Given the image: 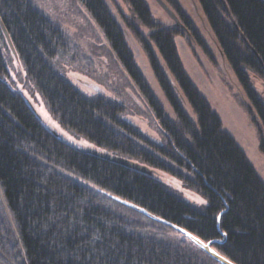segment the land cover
Listing matches in <instances>:
<instances>
[{
    "label": "trees",
    "instance_id": "obj_1",
    "mask_svg": "<svg viewBox=\"0 0 264 264\" xmlns=\"http://www.w3.org/2000/svg\"><path fill=\"white\" fill-rule=\"evenodd\" d=\"M161 133L158 143L124 117L127 108L87 95L55 65L62 31L30 0H0V264H219L184 235L121 200L189 231L236 264H264V180L223 128L180 57L187 38L213 53L179 0H163L183 27L158 22L146 0H78ZM222 60L246 98L264 154V0H195ZM4 26L12 43L3 30ZM126 33L142 47L168 109L136 63ZM66 131L152 175L80 150L42 122L11 88L9 58ZM163 172L207 200L196 205L156 178ZM221 216V217H220ZM220 217L219 227L218 219ZM171 233L181 240H170Z\"/></svg>",
    "mask_w": 264,
    "mask_h": 264
},
{
    "label": "rangeland",
    "instance_id": "obj_2",
    "mask_svg": "<svg viewBox=\"0 0 264 264\" xmlns=\"http://www.w3.org/2000/svg\"><path fill=\"white\" fill-rule=\"evenodd\" d=\"M30 1L67 38V46L55 60V65L60 72L83 93L87 95L100 94L125 105L127 113L124 118L138 127L150 139L161 143V133L151 118L150 112L144 107L137 91L132 85L130 86L124 74L117 67L102 32L80 2L78 0ZM116 1L125 13L130 14V9L123 0ZM146 2L158 22L166 26L175 23L156 0H146ZM179 2L195 21L215 58V62L210 61L202 50L194 43L189 42L187 38H177L176 44L185 69L200 92L207 98L212 109L220 116L224 130L235 138L264 180V154L260 150L259 130L248 111L246 98L222 60L213 35L195 0H179ZM126 36L137 65L158 100L168 109L145 52L133 37L128 33ZM9 58L13 59H9L10 77L6 79L7 83L24 96L45 126L80 150L104 153L101 148L89 140L63 129L50 115L40 95L28 83L21 65L13 56ZM251 77L254 87L264 102L263 81L253 75ZM155 176L180 192L188 203L196 205L208 203L201 195L186 189L179 179L163 172H157ZM167 237L174 241L181 240V237L174 233Z\"/></svg>",
    "mask_w": 264,
    "mask_h": 264
},
{
    "label": "water",
    "instance_id": "obj_3",
    "mask_svg": "<svg viewBox=\"0 0 264 264\" xmlns=\"http://www.w3.org/2000/svg\"><path fill=\"white\" fill-rule=\"evenodd\" d=\"M156 1L167 12V14L172 18V20H174V22L176 23L177 26L184 28L183 25L181 24L180 20L176 16V14L173 12V10L163 0H156ZM2 27H3V30L5 32L6 37L8 38L9 44L12 47V43H11V40L9 38V35H8L7 31L5 30L3 25H2ZM91 152H93V151H91ZM94 153H96L97 155L102 156V157H104L106 159H109V160H112V161L117 162L119 164H122L124 166L131 167L133 169H136V170H139L141 172L147 173L149 175L153 174V171L151 169H149L148 167L139 165L137 163H133L131 161H127V160L120 159V158H117V157H114V156H110V155L105 154V153H99V152H94ZM117 201L121 202L122 204H124V205H126V206H128V207H130V208H132V209H134V210H136V211L148 216V217H150L153 220H156L158 222H162L166 226H169V227L175 229L176 231H178L179 233L184 235L193 244L198 246L202 251H204L212 259L217 261L219 264H236L233 261H231L230 259H228L227 257H225L224 255H222L214 247L217 244H223V243L226 242L227 236H226L225 233L222 234V236H223V240L222 241L214 240V241L205 242L202 239H200L199 237H197L194 234L190 233L189 231H187L185 229H182V228H180L178 226H175V225H173L171 223L165 222V221L155 217L154 215H151L146 210H144V209H142L140 207H137V206H135L133 204H130V203H127V202H124V201H121V200H117ZM220 217L218 219V227H219ZM193 237H195V239H193ZM201 241H202V243H201ZM205 245H207V247H205Z\"/></svg>",
    "mask_w": 264,
    "mask_h": 264
},
{
    "label": "snow or ice",
    "instance_id": "obj_4",
    "mask_svg": "<svg viewBox=\"0 0 264 264\" xmlns=\"http://www.w3.org/2000/svg\"><path fill=\"white\" fill-rule=\"evenodd\" d=\"M193 239H195V237H193ZM201 243H202V241H201ZM205 247H207V245H205Z\"/></svg>",
    "mask_w": 264,
    "mask_h": 264
}]
</instances>
